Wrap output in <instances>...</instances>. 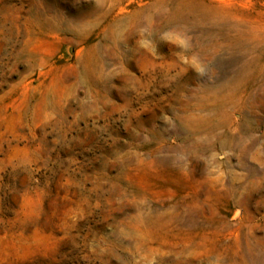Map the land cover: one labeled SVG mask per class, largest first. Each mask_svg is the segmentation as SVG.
Here are the masks:
<instances>
[{
    "label": "rangeland",
    "instance_id": "1",
    "mask_svg": "<svg viewBox=\"0 0 264 264\" xmlns=\"http://www.w3.org/2000/svg\"><path fill=\"white\" fill-rule=\"evenodd\" d=\"M0 264H264V0H0Z\"/></svg>",
    "mask_w": 264,
    "mask_h": 264
}]
</instances>
